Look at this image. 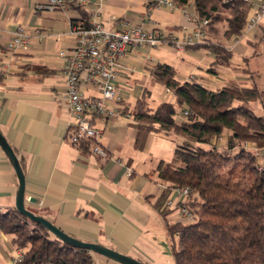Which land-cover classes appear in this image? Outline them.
I'll use <instances>...</instances> for the list:
<instances>
[{"label":"crops","instance_id":"obj_1","mask_svg":"<svg viewBox=\"0 0 264 264\" xmlns=\"http://www.w3.org/2000/svg\"><path fill=\"white\" fill-rule=\"evenodd\" d=\"M44 2L0 0V133L21 162L25 206L79 240L102 244L147 264H164L171 257L168 224L188 220L181 215L176 220L177 210L165 215L157 206L163 187L156 167L161 160H171L179 138L151 132L137 140L130 109L145 88L152 96L155 81L150 69L156 62L174 67L181 82L192 77L209 88L227 85L229 79L249 83V75L241 69L245 58L253 54L259 24L224 42L233 54L231 64L213 67L214 72H208L213 53L205 48L187 46L179 52L164 46L131 49L117 80L129 111L112 120L94 121L109 155L102 160L71 143L74 119L59 99L63 76L57 52L73 45L68 29L79 12L47 9L41 7ZM184 9L170 10L148 0H106L101 14L107 28L140 26L176 32L183 26L191 28L187 14L196 17L191 2ZM18 28L31 35L28 49L3 55L2 48ZM249 63L264 73L263 56ZM84 92L97 95L94 88ZM169 95H154L149 105L173 101L174 97L167 99ZM215 142L224 148L225 136ZM246 146L264 162V147L256 149L250 142ZM17 186L15 172L0 147V212L15 208ZM11 237L0 232V264H10L17 249ZM93 257L96 264H119L98 254Z\"/></svg>","mask_w":264,"mask_h":264},{"label":"trees","instance_id":"obj_2","mask_svg":"<svg viewBox=\"0 0 264 264\" xmlns=\"http://www.w3.org/2000/svg\"><path fill=\"white\" fill-rule=\"evenodd\" d=\"M172 1L181 6L191 2L196 16L208 19L206 38L191 46L213 53L208 72L230 65L233 54L224 41L243 34L249 5L243 0ZM255 37L253 54L241 69L249 83L209 88L195 80L181 82L174 67L156 62L150 76L174 100L151 107L145 88L130 109L137 140L151 132L179 138L171 160L156 167L163 187L157 197L161 212L177 210L167 204L172 188L187 187L184 204L194 218L167 226L172 264H264V170L257 166L256 151L246 146L264 147V76L258 78L262 68L249 63L264 57V23ZM183 109L188 115L179 120ZM221 136L224 148L215 142ZM90 144L85 141L80 147L90 150ZM0 232L11 235L13 246L22 251L18 264H96L91 251L60 241L15 208L0 212Z\"/></svg>","mask_w":264,"mask_h":264},{"label":"built area","instance_id":"obj_3","mask_svg":"<svg viewBox=\"0 0 264 264\" xmlns=\"http://www.w3.org/2000/svg\"><path fill=\"white\" fill-rule=\"evenodd\" d=\"M106 0H45L41 7L55 10L73 9L72 6L84 8L87 16L79 11V17L69 24L68 34L73 45L58 50L57 56L61 64L63 91L60 93L61 103L68 109L74 119L75 130L70 136L73 145L91 141L90 151L102 160L109 159L107 149L100 143L102 131L95 125V120L108 121L125 113V103L117 85L123 70V59L134 48H156L164 46L173 51H183L187 46L203 42L206 38L208 19L193 17L191 28L185 26L173 32L162 28L144 29L140 26L113 29L107 28L102 20L101 8ZM249 5L245 31L252 30L264 19V0L255 3L243 0ZM149 4L166 7L170 10L180 9L172 0H148ZM114 19V18H113ZM31 35L18 28L1 50L3 55L15 51L27 50ZM188 77L187 80H191ZM95 89L97 95L84 92ZM166 94H171L166 89ZM188 110L181 112L186 118ZM221 137L215 139L220 141ZM260 170H264V162L257 161ZM189 193L187 187H174L167 196L170 208H176L182 217H190V211L184 204ZM23 253L16 249L11 256L10 264H18Z\"/></svg>","mask_w":264,"mask_h":264},{"label":"water","instance_id":"obj_4","mask_svg":"<svg viewBox=\"0 0 264 264\" xmlns=\"http://www.w3.org/2000/svg\"><path fill=\"white\" fill-rule=\"evenodd\" d=\"M0 147L2 148L8 160L10 161L18 181L16 196H15V209L20 214L42 225L45 229H47L50 233H52L57 239L73 247L89 250L93 254L101 255L119 264H147L127 254L121 253L102 244L79 240L67 234L63 230H61L49 219L27 209L24 202L25 177H24L23 169L21 167V164L19 162V159L15 151L1 133H0ZM30 201L33 202L34 200L30 199Z\"/></svg>","mask_w":264,"mask_h":264},{"label":"rangeland","instance_id":"obj_5","mask_svg":"<svg viewBox=\"0 0 264 264\" xmlns=\"http://www.w3.org/2000/svg\"><path fill=\"white\" fill-rule=\"evenodd\" d=\"M224 26V25H223ZM223 28V27H222ZM225 42V41H224ZM202 52L205 54V51H203L202 50ZM170 57H174V58H178V57H176V56H174V55H170ZM235 58V57H234ZM233 58V59H234ZM172 59V58H171ZM261 76H264V73H262V71H261V73H258L257 74V77H261ZM233 82H235L234 80H232V79H229L228 80V83H233ZM151 86H152V96H150L149 97V102L150 103H153L152 101L155 99L154 98V95L156 96V97H159V95H161V96H163L164 95V93H165V91H166V89H164L159 83H152L151 84ZM172 95H169L168 97H167V99L168 100H172ZM154 98V99H153ZM158 101V100H157ZM155 102V103H158V102ZM177 118L179 119V120H181L182 119V117H181V114H179L178 116H177ZM175 218H176V220H179L180 219V214L179 213H177L176 215H175ZM184 218H186V220H188V221H192L194 218L192 217V216H190V217H184ZM170 258V259H169ZM168 262H172V260H171V257L170 256H167L166 258H165V260H164V264H166V263H168ZM157 264V263H156Z\"/></svg>","mask_w":264,"mask_h":264}]
</instances>
